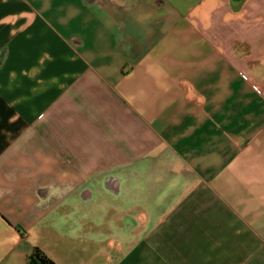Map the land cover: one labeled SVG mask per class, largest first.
<instances>
[{
  "label": "crops",
  "instance_id": "0c3cea01",
  "mask_svg": "<svg viewBox=\"0 0 264 264\" xmlns=\"http://www.w3.org/2000/svg\"><path fill=\"white\" fill-rule=\"evenodd\" d=\"M33 246L264 264V0H0V264Z\"/></svg>",
  "mask_w": 264,
  "mask_h": 264
},
{
  "label": "trees",
  "instance_id": "16d2710c",
  "mask_svg": "<svg viewBox=\"0 0 264 264\" xmlns=\"http://www.w3.org/2000/svg\"><path fill=\"white\" fill-rule=\"evenodd\" d=\"M27 264H54V261L38 246H33L27 256Z\"/></svg>",
  "mask_w": 264,
  "mask_h": 264
},
{
  "label": "built area",
  "instance_id": "2783aa9c",
  "mask_svg": "<svg viewBox=\"0 0 264 264\" xmlns=\"http://www.w3.org/2000/svg\"><path fill=\"white\" fill-rule=\"evenodd\" d=\"M242 76H243V77H246V75H245L244 73H242Z\"/></svg>",
  "mask_w": 264,
  "mask_h": 264
}]
</instances>
